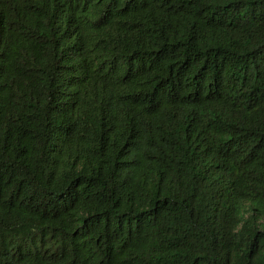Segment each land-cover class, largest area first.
I'll return each instance as SVG.
<instances>
[{
    "label": "trees",
    "instance_id": "trees-1",
    "mask_svg": "<svg viewBox=\"0 0 264 264\" xmlns=\"http://www.w3.org/2000/svg\"><path fill=\"white\" fill-rule=\"evenodd\" d=\"M0 264H264V0H0Z\"/></svg>",
    "mask_w": 264,
    "mask_h": 264
}]
</instances>
